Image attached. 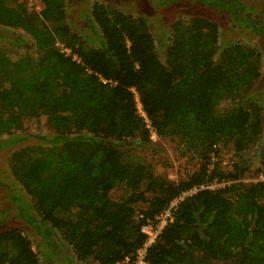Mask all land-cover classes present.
Wrapping results in <instances>:
<instances>
[{
    "label": "trees",
    "instance_id": "1",
    "mask_svg": "<svg viewBox=\"0 0 264 264\" xmlns=\"http://www.w3.org/2000/svg\"><path fill=\"white\" fill-rule=\"evenodd\" d=\"M40 1L42 9L34 11L22 0H0V26L29 35L36 52L13 60L0 48V153L25 140L27 121L46 118L53 133L35 136L38 145L8 159L19 186L12 199L47 249L42 261L62 244L70 248L64 264H134L146 220L181 194L215 182L224 186L179 202L146 264H187L200 250L214 260L264 264V184L240 183L249 167L244 155L263 133V105L253 92L260 51L224 43L211 18L178 15L161 61L145 14L95 2L86 20L91 35L83 39L68 22L65 0ZM152 1L158 8L207 6L228 14L233 27L264 35L254 8L241 0ZM223 103L231 106L221 109ZM151 134L175 140L183 157L197 159L196 170L170 180L122 150L149 146ZM217 147H229L241 164L223 169L212 160ZM121 187L124 195L113 200L112 191ZM3 221L0 207V264H40L32 242L17 229H2Z\"/></svg>",
    "mask_w": 264,
    "mask_h": 264
},
{
    "label": "rangeland",
    "instance_id": "2",
    "mask_svg": "<svg viewBox=\"0 0 264 264\" xmlns=\"http://www.w3.org/2000/svg\"><path fill=\"white\" fill-rule=\"evenodd\" d=\"M241 1L249 8H254L251 13L256 20L259 19L258 22L261 24V27H264V15H262L264 13V0ZM22 2L27 10L39 11L43 7L40 0H22ZM95 2L122 10L126 13L133 11L145 14L150 19L152 33L156 39L157 53L161 61H164L167 47L166 38L170 30V25L178 15L189 16L199 14L211 18L220 24L224 43L227 41L243 42L256 48L258 52L260 51L261 75L260 80L253 88V92L259 94V102L263 105V133L256 146L244 155L245 160L249 163V167L240 180V183L248 185L259 181L264 184V35H257L252 27L244 30L233 27L228 14H217L216 10L207 6L202 7L200 4L188 7L187 3L183 4V7L181 3L173 4L168 8H158L154 6L152 0H65L68 22L73 26L72 29L74 31H78L82 35L83 39L91 35V30L88 28L89 25L86 20L90 16L91 7ZM0 36L4 37L0 41V48L4 49L13 60L25 54H29L32 57L36 55L32 46V38L23 31L0 26ZM6 37H10V39L16 40L18 43L19 40L22 41L21 45L25 44V47L11 45L8 43L9 41ZM224 43L220 40V46H223L222 44ZM217 57L218 55L216 59ZM230 106V103H223L221 109ZM51 133H53V130L48 126L44 116L39 119L27 121L25 123V129L21 134L25 140L0 153V207L4 218L2 229H17L22 232L32 242L33 250L37 253L40 264H64L65 259L70 253V248H65L62 244L59 245L61 249L56 246L55 251H50V253L55 252L54 258L50 259L49 262L42 261L48 255L46 253L47 249L45 246H41L43 241L35 234L34 230L29 228L19 217V209L12 199L19 192V186L17 184L15 185L8 171V159L11 152L21 147L38 145L39 143L35 136L49 135ZM151 141L152 143L149 146L144 147H139L136 143L126 144L122 150L127 156L141 157L144 162L151 165L156 175H165L170 180L178 181L186 179L190 173L196 170L198 166L197 159L191 156L183 157L180 152V147L176 145L175 140L169 138L159 139L155 134H151ZM215 150L212 154V160L220 163L223 169L228 170L234 164H241V160L235 156L229 147H217ZM219 186L221 188L224 185L219 184ZM123 195L124 189L122 187L116 188L112 191L111 198L113 200H119ZM144 206L143 204V208ZM138 209H142V206L139 205ZM87 264L94 263L90 262Z\"/></svg>",
    "mask_w": 264,
    "mask_h": 264
},
{
    "label": "built area",
    "instance_id": "3",
    "mask_svg": "<svg viewBox=\"0 0 264 264\" xmlns=\"http://www.w3.org/2000/svg\"><path fill=\"white\" fill-rule=\"evenodd\" d=\"M61 52L65 53L66 55L70 54V51L65 48L62 44H56ZM73 59H76V56H73ZM137 110L139 115L144 119L146 122V126L150 128L149 121L146 119L145 114L142 111L140 104L138 103L137 99ZM224 185V184H223ZM220 188L218 183H211V184H203L192 188L191 190L181 194L177 199L172 200L167 207H165L158 215L154 217L153 220H146V222L141 226L140 232L145 236V242L140 247L135 254V263L134 264H146V255L149 250L157 241L159 235L163 231V229L170 223L173 222V214L179 204L185 197L191 196L198 191L201 190H215ZM128 258L125 259L124 262H127ZM119 264V263H118Z\"/></svg>",
    "mask_w": 264,
    "mask_h": 264
},
{
    "label": "flooded vegetation",
    "instance_id": "4",
    "mask_svg": "<svg viewBox=\"0 0 264 264\" xmlns=\"http://www.w3.org/2000/svg\"><path fill=\"white\" fill-rule=\"evenodd\" d=\"M187 264H238V260L219 261L210 258L203 250L192 253L187 258Z\"/></svg>",
    "mask_w": 264,
    "mask_h": 264
}]
</instances>
